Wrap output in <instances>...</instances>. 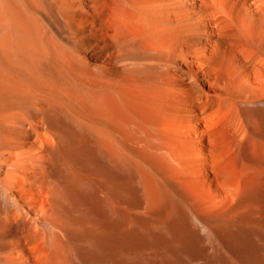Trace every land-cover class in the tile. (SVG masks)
Segmentation results:
<instances>
[{
    "label": "bare ground",
    "instance_id": "1",
    "mask_svg": "<svg viewBox=\"0 0 264 264\" xmlns=\"http://www.w3.org/2000/svg\"><path fill=\"white\" fill-rule=\"evenodd\" d=\"M0 264H264V0H0Z\"/></svg>",
    "mask_w": 264,
    "mask_h": 264
}]
</instances>
